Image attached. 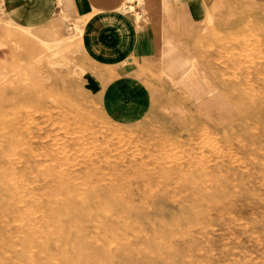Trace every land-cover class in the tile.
Listing matches in <instances>:
<instances>
[{"label": "rangeland", "instance_id": "374dc122", "mask_svg": "<svg viewBox=\"0 0 264 264\" xmlns=\"http://www.w3.org/2000/svg\"><path fill=\"white\" fill-rule=\"evenodd\" d=\"M227 1L120 124L83 88L80 24L19 28L0 0V264H264V0Z\"/></svg>", "mask_w": 264, "mask_h": 264}, {"label": "crops", "instance_id": "0c3cea01", "mask_svg": "<svg viewBox=\"0 0 264 264\" xmlns=\"http://www.w3.org/2000/svg\"><path fill=\"white\" fill-rule=\"evenodd\" d=\"M205 3L206 0H5L4 8L19 28H44L60 12L71 21L70 25L78 22L84 90L98 100L108 118L131 124L145 106L142 73L150 69L164 44L172 41L171 36L184 34L194 24ZM61 32L59 29L58 34Z\"/></svg>", "mask_w": 264, "mask_h": 264}, {"label": "bare ground", "instance_id": "6f19581e", "mask_svg": "<svg viewBox=\"0 0 264 264\" xmlns=\"http://www.w3.org/2000/svg\"><path fill=\"white\" fill-rule=\"evenodd\" d=\"M30 138V137H29ZM37 141V140H36ZM25 148V147H24Z\"/></svg>", "mask_w": 264, "mask_h": 264}]
</instances>
